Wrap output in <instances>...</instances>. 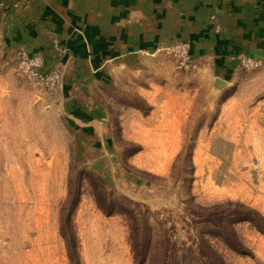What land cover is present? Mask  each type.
<instances>
[{
  "label": "rangeland",
  "instance_id": "374dc122",
  "mask_svg": "<svg viewBox=\"0 0 264 264\" xmlns=\"http://www.w3.org/2000/svg\"><path fill=\"white\" fill-rule=\"evenodd\" d=\"M2 49L0 264H72L60 226L77 195L80 264H136V243L147 264H264V231L234 216L241 204L264 218V63L219 88L162 51L120 92L100 89L105 143Z\"/></svg>",
  "mask_w": 264,
  "mask_h": 264
},
{
  "label": "crops",
  "instance_id": "0c3cea01",
  "mask_svg": "<svg viewBox=\"0 0 264 264\" xmlns=\"http://www.w3.org/2000/svg\"><path fill=\"white\" fill-rule=\"evenodd\" d=\"M0 37L9 63L25 50L42 55L46 70L61 64L54 102L108 143L101 88L120 92L123 72L155 68L179 42L191 44L212 83L231 80L243 56H264V0H0Z\"/></svg>",
  "mask_w": 264,
  "mask_h": 264
},
{
  "label": "built area",
  "instance_id": "2783aa9c",
  "mask_svg": "<svg viewBox=\"0 0 264 264\" xmlns=\"http://www.w3.org/2000/svg\"><path fill=\"white\" fill-rule=\"evenodd\" d=\"M163 51L174 57L180 64V67L187 71L199 69L191 54V44L189 42H179L172 47L165 48ZM263 63L264 56L261 60H254L247 56L241 58V66L246 69L258 67ZM15 68L18 75L25 82L33 88L45 92L56 91L63 78L61 64H57L51 69L46 70L42 55L30 54L25 50L16 53Z\"/></svg>",
  "mask_w": 264,
  "mask_h": 264
},
{
  "label": "trees",
  "instance_id": "16d2710c",
  "mask_svg": "<svg viewBox=\"0 0 264 264\" xmlns=\"http://www.w3.org/2000/svg\"><path fill=\"white\" fill-rule=\"evenodd\" d=\"M98 180H99L100 184L102 185V187H106L104 180H102L99 177H98ZM98 201L99 200L97 199V202ZM67 203H68L69 208H68L67 213L65 215L63 214V219L61 221V226H60V233L66 241L67 251H68V255H69V259H70L71 263L72 264H80V258H79V253H78L77 235H76L75 228H74V225L72 222V213H73V210L80 203V196L79 195H77L76 197L75 196H69ZM99 206H100V204H99ZM238 206L240 209L238 211H236L234 214L235 222H237V223H242V222L253 223L255 225V227L260 232H263L264 231V218H263V216L258 211L254 210L252 208H249L245 205L239 204ZM223 239H224L223 241L229 247L233 248L237 253H239L241 255H247V256L252 255L250 252L240 250L236 247L234 248V246L232 247L230 242L228 240H226V238H223ZM148 241L151 242V237H150V240H148ZM150 242H148V245L150 244ZM167 242H168V244H170V241H167ZM238 245L240 247H243V245L240 242H238ZM172 246H173V255H171V256H174L176 253L177 246L175 243ZM133 248H134L133 250H134V254H135L136 264H147V262H148L147 255L149 252L148 251L149 248L139 246L138 243H136L133 246ZM150 264H155V263L153 261ZM175 264H178V263H175Z\"/></svg>",
  "mask_w": 264,
  "mask_h": 264
},
{
  "label": "water",
  "instance_id": "95a60500",
  "mask_svg": "<svg viewBox=\"0 0 264 264\" xmlns=\"http://www.w3.org/2000/svg\"><path fill=\"white\" fill-rule=\"evenodd\" d=\"M222 84H224V81L221 80L220 78H217L216 79V86H218L219 88H221L222 87Z\"/></svg>",
  "mask_w": 264,
  "mask_h": 264
}]
</instances>
